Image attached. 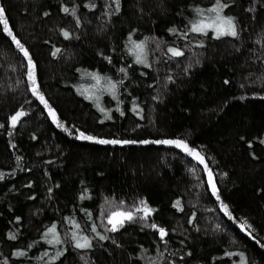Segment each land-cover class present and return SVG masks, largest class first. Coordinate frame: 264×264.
Returning a JSON list of instances; mask_svg holds the SVG:
<instances>
[{
    "label": "trees",
    "instance_id": "trees-1",
    "mask_svg": "<svg viewBox=\"0 0 264 264\" xmlns=\"http://www.w3.org/2000/svg\"><path fill=\"white\" fill-rule=\"evenodd\" d=\"M222 2L236 37L189 31L215 0H120L118 12L113 0H0L64 125L33 95L28 59L0 25V264H241V254L264 264V0ZM142 41L137 63L130 49ZM177 139L207 168L155 143ZM141 200L151 215L110 231L107 217ZM53 225L61 243L45 238Z\"/></svg>",
    "mask_w": 264,
    "mask_h": 264
},
{
    "label": "snow or ice",
    "instance_id": "snow-or-ice-1",
    "mask_svg": "<svg viewBox=\"0 0 264 264\" xmlns=\"http://www.w3.org/2000/svg\"><path fill=\"white\" fill-rule=\"evenodd\" d=\"M113 2L116 5L115 11L118 12L120 9V0H113ZM91 6L94 7L95 5L93 4ZM108 7H111V5H108ZM227 7H229V5L227 3H223L222 0H215V4L211 8L207 9V12L214 13L215 15L208 17L207 20L202 18L204 10L199 9V8L195 9L198 16L201 18L191 22V26L189 28V31L194 32V33H205L206 34L208 29H213L215 31V35L217 38L220 36H223V35H230V36L236 37L238 35V32H237V28H236L235 18L231 17V16L223 15V11ZM62 10L65 13H69L71 11L73 15H75V12H76L75 8L70 10L68 7H64ZM77 22H79V21H77ZM0 25L3 26V31L14 41L16 47L20 50V52H22L23 55L25 57H27V59H28V64H29L28 78L32 84L31 91H32L33 95L37 96L38 99L40 100V102L42 104H44V106L48 109V114L51 116L53 121L56 122L57 126L64 128V125L59 121L55 110L48 104V101L45 99L44 95L39 91V85L36 82V76H35V64L33 63L31 56L29 55L28 50L20 42V40L14 35L12 29L9 27V22L5 16V10L2 6H0ZM170 31L174 32V31H176V29H170ZM61 32L65 38H69L70 33L68 31H65L62 29ZM185 35H186V33H185ZM146 40H147V38H146ZM133 44H134V47L132 49H130V51H136V62L137 63H145V58L143 56V52H144L146 41H142L140 43L133 42ZM56 51L59 52L60 50L57 49ZM168 52H170L173 56H177V57L183 55V52L177 48H168ZM55 54L56 53H53V55H55ZM120 71L124 72L126 70L121 69ZM90 75H92L93 78L97 80V82H99V80L101 79V77L95 73H92ZM169 79H171V78H169ZM116 86H117L116 83L110 82V88L113 91L116 89ZM100 111L103 112L105 110L103 108H101ZM25 115H26V113L23 110L17 111L10 118L13 127L20 120V118L25 116ZM65 131H68V129L65 128ZM77 138L81 139V140H94L100 144L136 143V141H128V140H105V139L97 140L96 137H93L91 135H86L83 132H80ZM149 142L150 141H141V143H149ZM155 143L174 144L176 147L182 148L190 156H193L197 161H199V163L205 164L204 156L201 155V153L198 152L196 149L190 148L188 146V144L183 140H161V141H155ZM262 143H264V141H262ZM205 168H207V164H205ZM211 175H212L211 171H209V176L211 177ZM2 178H3V173H0V179H2ZM212 189H213V192L215 193L216 192V186L214 183L212 184ZM217 199H219L218 194H217ZM120 203H121V205H123L124 202L121 201ZM175 206L179 207L180 202L177 201ZM134 207H135V212H133V211H113L107 217L108 224L111 225L110 231H113V232L117 231L118 227H122L125 221H131V220L135 219L136 215L139 213H142V215L139 218L142 220H146L151 215V213L154 211L153 209H151L148 206V204L145 200H141L139 202V205L134 206ZM221 207L223 208V210L226 213H228L230 215L228 205L222 203ZM76 226L79 227V225H76ZM149 226L151 228H154V229L158 228V226L154 223L149 225ZM240 227L242 229H245V228L250 229L251 225H248L247 221H244L243 223H241ZM92 230L94 232L96 231L95 226H93ZM158 231H159V235H160L161 240H163L164 237L167 235V231L164 228H158ZM49 233L52 234V239L48 240V243H50V244L61 243L58 236L56 235L55 225H53L52 227H50L47 230V233H45V238H47ZM248 234L251 235V232H249ZM97 235H99V233H97ZM10 238L15 239L16 238L15 234H10ZM105 238L106 237H104V236H100V239H105ZM72 239L75 241V247L78 249H86V248L91 247V242L87 237L77 238V236L75 234H73ZM25 254L26 253L23 251H17L14 253V255H16V256H23ZM227 254L232 255V253H227ZM44 255H47V253H45ZM61 255H63L62 252H57L56 256L52 257V259H58L59 256H61ZM241 264H245L243 254H241Z\"/></svg>",
    "mask_w": 264,
    "mask_h": 264
},
{
    "label": "rangeland",
    "instance_id": "rangeland-1",
    "mask_svg": "<svg viewBox=\"0 0 264 264\" xmlns=\"http://www.w3.org/2000/svg\"><path fill=\"white\" fill-rule=\"evenodd\" d=\"M213 16V15H212ZM213 30V29H212ZM214 31V30H213ZM214 33H215V31H214ZM110 225V224H109ZM110 227H111V225H110Z\"/></svg>",
    "mask_w": 264,
    "mask_h": 264
},
{
    "label": "water",
    "instance_id": "water-1",
    "mask_svg": "<svg viewBox=\"0 0 264 264\" xmlns=\"http://www.w3.org/2000/svg\"><path fill=\"white\" fill-rule=\"evenodd\" d=\"M177 140H179V139H177Z\"/></svg>",
    "mask_w": 264,
    "mask_h": 264
}]
</instances>
